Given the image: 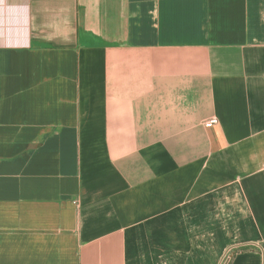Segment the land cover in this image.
I'll return each mask as SVG.
<instances>
[{
    "label": "crops",
    "instance_id": "crops-1",
    "mask_svg": "<svg viewBox=\"0 0 264 264\" xmlns=\"http://www.w3.org/2000/svg\"><path fill=\"white\" fill-rule=\"evenodd\" d=\"M0 264H264V0H0Z\"/></svg>",
    "mask_w": 264,
    "mask_h": 264
},
{
    "label": "built area",
    "instance_id": "built-area-1",
    "mask_svg": "<svg viewBox=\"0 0 264 264\" xmlns=\"http://www.w3.org/2000/svg\"><path fill=\"white\" fill-rule=\"evenodd\" d=\"M217 124V119H215V118H211L210 120H208L206 123H205V127L206 128H209V127H211V126H213V125H216Z\"/></svg>",
    "mask_w": 264,
    "mask_h": 264
}]
</instances>
